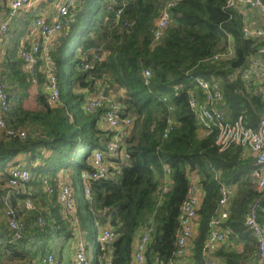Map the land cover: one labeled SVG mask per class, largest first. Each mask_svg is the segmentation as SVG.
<instances>
[{
  "label": "trees",
  "instance_id": "1",
  "mask_svg": "<svg viewBox=\"0 0 264 264\" xmlns=\"http://www.w3.org/2000/svg\"><path fill=\"white\" fill-rule=\"evenodd\" d=\"M160 3V0H79L70 23L64 25L58 43L50 50L60 92V103L55 107L48 105L43 94L39 99L41 109L24 107L27 93L20 91L33 80L22 68L25 62L19 54L21 42L7 45L0 56L1 72L5 82L17 81L7 124L25 130L27 136L0 139V171L8 179L7 166L20 153H30L34 159L41 149L50 150L43 167L52 174L60 168L70 174L84 237L94 228L97 239L107 224L119 232L104 249L97 241V258L91 264H131L135 241L140 231L151 226L150 221L154 232L147 247L146 264L160 261L167 264L173 259L181 206L189 194L188 174L194 172L205 195L193 242V262L204 264L203 248L212 232L211 222L219 212L221 188L226 184L234 187L235 193L224 227L238 235L235 243L242 242V247L225 244L214 255L222 257L225 264H253L258 257L259 240L247 226V218L261 198L250 176L254 160L239 145L220 150L215 144L216 132L199 136L190 95L199 99L204 96L197 77L217 83L223 95L219 107L225 112V119L233 122L242 116L248 127H255L264 115V87L246 88L230 74L245 68L263 42L244 37V14L240 9L226 7L227 0H179L170 11L167 30L155 40ZM119 8L123 12L116 22ZM229 38L236 49L235 57L211 60L216 52L228 46ZM102 52L108 53L105 58L99 57ZM87 63L90 67L85 69L82 65ZM145 70L151 72L149 77H145ZM35 77L40 85L47 82L45 72L37 71ZM101 87L109 95L104 105L95 113L84 111L86 92L99 94ZM7 92L11 99V92L8 89ZM109 100L117 103L121 118L131 120L121 132L123 156L111 159L109 176L94 180L90 195L83 193L82 200L78 196L81 172L93 170V152L104 149L111 136L101 123ZM169 117L174 120V127L165 136ZM165 164L171 168V184L162 192ZM38 172V169L31 172L27 185L42 184L44 172L40 175ZM51 197L57 200V193ZM57 205L59 215L55 222L39 226L45 230L41 234L62 240L57 249L60 254L70 241L74 245L75 236ZM9 237L10 230L4 245L17 260L29 258L32 252L42 254L47 247L54 251L53 243L37 246L33 251L34 245L25 236L14 242L7 241Z\"/></svg>",
  "mask_w": 264,
  "mask_h": 264
},
{
  "label": "built area",
  "instance_id": "2",
  "mask_svg": "<svg viewBox=\"0 0 264 264\" xmlns=\"http://www.w3.org/2000/svg\"><path fill=\"white\" fill-rule=\"evenodd\" d=\"M33 0H11L10 4L5 5L0 0V56L5 53L7 42V34L10 32L11 20L15 16H19L22 10L27 8ZM160 14L155 21V40H159L165 33L169 25V17L171 9L179 0H160ZM79 0H55L53 9L56 10L55 18L46 15H37L32 24V38L29 48L23 43L19 48V54L23 58L25 72L30 77H34L39 59H42L47 65L50 62V50L58 43V38L64 27L65 21L73 16V10L78 6ZM226 7L237 8L247 15L248 12L255 11L260 17L261 22L253 25V22L246 19L243 26V35L245 38H254L263 42L257 54L249 58L248 64L243 69L234 70L230 77L232 79H240L246 88L255 85L253 74H256L259 86L264 82V2L263 0H227ZM123 12V8H119L116 12V22L119 21ZM130 23H127L129 26ZM107 52H102L99 56L105 58ZM236 55V49L229 38L228 46L216 52L211 60H229ZM96 57H98L95 54ZM85 69L90 67L89 63L82 65ZM48 70V91L46 93L47 103L51 107H55L60 103V92L57 86V80L50 70ZM145 77H149L151 72L145 70ZM198 87L202 89L203 98L199 99L191 93L190 105L196 115L198 123V133L200 137H205L212 132H216L215 144L220 150L228 148L232 145H239L244 148V153L253 158V170L251 178L257 189L261 193V198L251 208L247 218V226L258 237V257L253 264H264V115L260 116L255 127H248L240 116L237 120L231 122L225 119L224 111L219 107L223 102V95L218 88L217 83H212L203 78L195 79ZM110 106L107 108L102 117L101 123L104 128L114 130V135L106 141L104 149H97L92 155L93 170H85L80 175V185L83 192L89 196L91 183L94 180L107 178L111 166V159L123 156L121 150L122 130L125 126L131 124V120L121 118L119 116V107L113 100H109ZM105 103L102 94L86 95L82 108L88 113L97 112ZM11 111V99L7 92V83L1 72L0 67V129L7 138L19 137L25 138L27 132L19 128L10 127L7 124V115ZM174 120L169 117L168 126L165 130V136L173 129ZM113 165V164H112ZM7 189L2 195L1 200L7 202L9 197L18 193L21 184H25L30 180L31 172L24 166L13 163L7 166ZM171 168L168 164L164 165L163 181L160 185V191L166 192L171 184ZM190 181L189 194L187 199L181 206L180 229L177 234V249L174 258L167 264H176L179 259L191 254L192 259L193 242L199 226V209L205 192L200 184L199 176L196 173L189 172ZM54 181V184L52 183ZM42 184L45 192L49 195L57 193V200L61 207V211L67 218L74 236H75V264H91V259L87 255V242L83 237V230L78 215V208L74 198V187L70 178L64 175V169L54 177H42ZM234 194V187L224 184L221 188V198L219 201V212L211 222L212 232L205 242L203 248L204 264H217L215 252L222 245H229L232 238H238V235L231 229L224 227V223L230 217V199ZM28 207H32L27 202ZM11 229V242L18 241L23 238V225L18 217L17 211L11 205L5 211ZM151 226L145 227L138 235L133 247V260L131 264H146V252L148 244L151 241L154 227L152 221ZM119 235L118 230L110 224L104 226L98 233L97 241L102 249ZM43 263L56 264V256L54 253L44 258ZM110 264V262H109ZM160 264H164L160 261Z\"/></svg>",
  "mask_w": 264,
  "mask_h": 264
},
{
  "label": "crops",
  "instance_id": "3",
  "mask_svg": "<svg viewBox=\"0 0 264 264\" xmlns=\"http://www.w3.org/2000/svg\"><path fill=\"white\" fill-rule=\"evenodd\" d=\"M46 1L47 0H44L39 4V6L36 8V12H34L33 10V12L20 14L18 17H16V19L11 24V31L9 33L10 34L9 40L7 39L8 42L7 45L9 43L13 44L14 42H21V44L23 43L24 45L27 46V48H29L28 42L31 41L32 33L30 37H28L29 39L28 41L24 42L25 39L23 37H25V33L28 34L29 31L31 32L34 18L37 15H46L50 18H55L57 15L56 10L53 9L54 0L50 1V5L47 7L46 11L39 10L41 8V5H43V3ZM247 16L248 18H250L251 21L253 20L257 24L260 23L261 18L258 14H256V12H252V11L248 12ZM71 18L65 21V24L68 23ZM39 62L40 64H42L43 68L46 67L45 61L42 59V56ZM22 68H24V65H22ZM37 71L42 72L40 68H38ZM253 77L255 79V85L257 87H261V86L264 87V82L263 84H260L261 86H259L256 74H253ZM6 81H7L6 82L7 89L8 91L11 92L12 95L11 98L12 101L13 95L15 94L14 89L17 87V81H13L9 79H6ZM46 88L48 91V87ZM100 90L101 92L99 94H103V91L105 89L101 87ZM22 91H25L27 93V96L23 99L24 107H27L32 110H38L43 107L39 99L41 97L40 95L42 94L46 95L47 93V91H45L44 84L40 85L37 82V85H34L33 83H29L27 87L25 89H22L20 92ZM89 94L90 92L87 91L86 95ZM93 94H97V93H93ZM104 98L105 100L107 99L106 97ZM103 129L110 131L111 136L114 135L115 133L114 130H110L106 128ZM4 136H5L4 132L0 129V139L4 138ZM50 154H51L50 150L43 148L41 149L40 153H37L35 155L34 159L32 158L30 153H20L13 161L29 169L30 172L38 169L39 175L42 172H44L43 176L52 175L56 177L59 174V172L62 170V168L58 169L54 174H52L51 171L50 172L47 171L46 167H43L46 166L47 158L50 156ZM37 166H42L44 169ZM33 174L37 176L36 171H34ZM64 175H67L70 178V174L66 170H64ZM52 183L54 184V181ZM6 189H7V179L6 177L3 178V174L0 171V264H22V263L46 264L43 263V260L51 253H54V255L56 256V260H57L56 264H75L73 260L75 254V243L73 245V242L70 241L64 248V251L62 252L61 249V252L59 254L57 249L61 247L62 240L56 239L55 235L49 236L47 234H41L43 231L45 232V230L42 227H40L39 224L41 226H44L46 225V223L48 224L53 223L55 222L56 217L59 215L57 200L51 197V195H49L47 192H45L44 186H42V184H39L38 187H35L32 184L27 185L26 183V184H21L18 193L11 195L9 197V200L7 202H4L1 200V197L6 192ZM27 202L31 203L32 207H28ZM10 205L16 208L18 217L20 218L24 229L23 237L25 236L27 242L34 245L32 247L33 251L36 249L37 246L43 244H46L48 246V243L50 244L53 243L52 247L54 251H49L51 249H49L50 247H47V250H45V252L42 254L41 253L34 254V252H32L29 254V258L25 256L24 259H20V260L14 259L13 251L11 249L6 248V246L4 245L6 243V236L9 233V230L11 232L7 215L5 212ZM11 238L12 237H9L7 241L11 242L10 241ZM241 244L242 242L235 243V238H232L231 243L229 245L232 246V248L240 249ZM215 257L217 260V264H225V261L222 257L220 256H215ZM255 262L256 260L254 261V263ZM189 263H192L191 254L185 256L182 259H179L176 264H189Z\"/></svg>",
  "mask_w": 264,
  "mask_h": 264
},
{
  "label": "rangeland",
  "instance_id": "4",
  "mask_svg": "<svg viewBox=\"0 0 264 264\" xmlns=\"http://www.w3.org/2000/svg\"><path fill=\"white\" fill-rule=\"evenodd\" d=\"M42 1H44V0H42ZM41 0H33L32 1V3L27 7V8H25L24 10H22L21 11V13L20 14H26L27 12H33V10H34V12H36V8L39 6V4L42 2ZM55 1V0H54ZM1 2L2 3H4L5 5H7L8 3L10 4V2H11V0H1ZM50 5V1L49 0H47L46 2H44L43 3V5H41V8L39 9V10H42V11H46L47 10V7ZM38 10V11H39ZM252 12H255V11H252ZM19 14V15H20ZM257 14V13H256ZM248 15V14H247ZM247 15H245L244 14V17H245V21H246V19H248V20H250V18H248V16ZM16 17H18V16H15V17H13L12 18V20H11V24H12V22L16 19ZM157 18H159V16L157 17ZM157 18H155V21H156V19ZM261 18V17H260ZM251 21V20H250ZM252 22H253V25H257V23L256 22H254L253 20H252ZM260 22H261V20H260ZM10 28H11V25H10ZM168 28V27H167ZM167 30V29H166ZM11 31V30H10ZM10 33V32H9ZM9 33L7 34V39L9 40ZM30 35H31V32L29 31L28 32V34H26L25 33V37H23L25 40H24V42L25 41H28L29 39H28V37H30ZM77 39V36L75 37V40ZM7 43L8 42H6V46H7ZM28 43H30V42H28ZM6 46H5V50H6ZM4 55V54H3ZM41 59V58H40ZM39 59V60H40ZM47 67L50 69V70H52V73H53V68H52V64H51V56H50V62H48V64L46 65V67L45 68H43V66H42V64H40V62L38 61V64H37V67H36V72H37V69L38 68H40L41 70H42V72H45L46 73V75L48 76V70H47ZM53 75H54V73H53ZM35 76H36V73H35ZM30 77L32 80H33V84L34 85H37V82H38V79L36 78V77ZM55 76V75H54ZM56 78V77H55ZM49 86V84H48V77H47V82L45 83V85H44V87H45V91H47V88L46 87H48ZM84 192H83V189H82V187H80L79 188V192H78V196L82 199V200H84V194H83ZM234 193H235V188H234ZM234 195V194H233ZM94 231H95V229L94 228H91L90 229V231L88 232V233H86V242H87V244H88V246H87V255H88V257L92 260V261H94V260H96V258H97V250H98V244H97V239H96V237H95V235H94ZM242 247V246H241Z\"/></svg>",
  "mask_w": 264,
  "mask_h": 264
},
{
  "label": "water",
  "instance_id": "5",
  "mask_svg": "<svg viewBox=\"0 0 264 264\" xmlns=\"http://www.w3.org/2000/svg\"><path fill=\"white\" fill-rule=\"evenodd\" d=\"M68 23H70V22H68ZM102 95L107 98L108 97L107 90H104ZM224 115L226 117V114L225 113H224Z\"/></svg>",
  "mask_w": 264,
  "mask_h": 264
}]
</instances>
